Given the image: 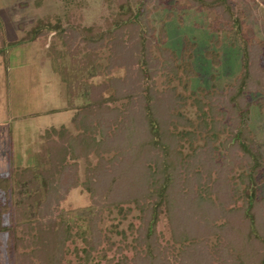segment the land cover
Returning a JSON list of instances; mask_svg holds the SVG:
<instances>
[{"label": "trees", "instance_id": "1", "mask_svg": "<svg viewBox=\"0 0 264 264\" xmlns=\"http://www.w3.org/2000/svg\"><path fill=\"white\" fill-rule=\"evenodd\" d=\"M104 1L116 9L103 25L72 24L70 15L67 27L58 16L33 27L35 39L61 41L63 50L54 40L49 56L71 61L73 73L62 70L70 101L85 86L89 100L73 117L75 132L45 131L37 168L0 175L9 264H264V156L249 126L250 97L264 96V44H249L235 0H186L214 13L215 31L227 24L244 53L242 72L225 92L182 95L172 81L186 87L196 73L189 56L179 63L155 45L149 7L160 0ZM115 70L124 74L111 76ZM101 74L110 77L90 82ZM256 105L264 110V97ZM80 187L92 205L63 210ZM105 215H116L119 241L101 227Z\"/></svg>", "mask_w": 264, "mask_h": 264}, {"label": "rangeland", "instance_id": "2", "mask_svg": "<svg viewBox=\"0 0 264 264\" xmlns=\"http://www.w3.org/2000/svg\"><path fill=\"white\" fill-rule=\"evenodd\" d=\"M74 1L70 4L66 0H0V49L3 48L0 50L3 57L0 66L7 68L13 66V72L9 74L12 79L24 75L27 78V83L20 81L12 86L10 102L14 111L25 109L34 112L33 121L15 122L0 128L1 176L12 179L18 170L37 168L45 130L64 126L75 132L73 117L89 100V91L85 86L79 89L75 98L70 101L68 83L64 80L62 70L63 65H66L69 66L70 73H73L71 61L60 60V63L56 64L49 56L51 42L55 40L58 49L63 50L61 41L54 38L53 34L35 39L36 32L33 29L40 19L46 17H51V22L56 23L53 16H58L67 27L70 25L68 24L70 15L73 17L69 21L72 24L86 27L95 23L103 25L105 19L111 17L116 9L115 5L110 7L104 0ZM235 6L242 15L249 44H264V0H235ZM149 8L151 10L149 23L154 29L155 45L174 52L179 63H182L185 56H189L190 67L196 73L189 78L188 85L187 78L183 77L189 91L177 80L172 81L171 87H176L180 94L189 96L192 93L199 95L201 89L225 92L234 83L242 72L244 51L242 44L226 33L227 24L221 26L225 32L215 31L211 28L214 13L192 8L186 0H160L157 5L154 3ZM248 31H251L252 35ZM154 52L160 55L159 50L155 48ZM107 55L108 51L101 53L102 65L107 64ZM261 58L264 65V57ZM42 65L44 68L41 70ZM123 74V70H115L111 76ZM5 76V72L2 73L0 70V77L4 79ZM109 77L110 75L101 74L89 81L99 84ZM156 81L159 90L166 89L165 77L159 75ZM5 89L0 82V101L4 97ZM260 97L264 96L255 94L250 97L252 105L249 126L264 156V110L256 105ZM21 100L23 105L20 104ZM185 110L189 117L194 118L195 111L192 108ZM20 131L24 132L23 137L13 138V134ZM94 159L91 157L93 162ZM86 167L87 163L82 160L80 162L82 180ZM2 198L0 192V200ZM91 205L89 192L81 187L72 190L61 202V208L65 211ZM137 215L138 213H135L122 223L119 230L126 231L129 223ZM9 216V214L4 216L5 226L10 223ZM115 218L116 215H105L101 227L116 242L121 236L116 233ZM162 226L168 230L165 218L162 220ZM6 244L7 234L0 233V264H9Z\"/></svg>", "mask_w": 264, "mask_h": 264}, {"label": "crops", "instance_id": "3", "mask_svg": "<svg viewBox=\"0 0 264 264\" xmlns=\"http://www.w3.org/2000/svg\"><path fill=\"white\" fill-rule=\"evenodd\" d=\"M3 49V48H1ZM0 49V50H1ZM8 54V53H7ZM2 56L0 55V63L2 64ZM13 66H9L7 67H2L0 66V70L3 73V71L5 72L6 76L3 79L2 77H0V82H2L3 87H5V93H3V98L0 101V128H5V126L7 124H14L15 122H29V121H33L34 119V112L33 111H26L25 109H20L19 111H14L13 108V104H11L10 102V98H11V88L14 84H17L18 82H24L27 83V78L26 76H21V78L17 77L12 79L11 76H9V74H12L13 72ZM43 65L41 70L43 69ZM20 104H24L23 101L21 100ZM18 116V118H16ZM1 130V129H0ZM7 131V130H6ZM46 131V130H45ZM9 132V130H8ZM22 134V135H21ZM24 132L20 131L16 132L15 134H13V138H21L23 137ZM2 137V135L0 134V138ZM27 152V150H26ZM1 161V159H0ZM1 167V165H0Z\"/></svg>", "mask_w": 264, "mask_h": 264}]
</instances>
